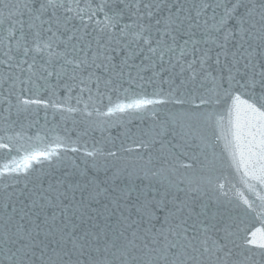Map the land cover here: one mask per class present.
<instances>
[{"label":"water","instance_id":"95a60500","mask_svg":"<svg viewBox=\"0 0 264 264\" xmlns=\"http://www.w3.org/2000/svg\"><path fill=\"white\" fill-rule=\"evenodd\" d=\"M262 5L0 0V264H264Z\"/></svg>","mask_w":264,"mask_h":264},{"label":"snow or ice","instance_id":"6c2138e0","mask_svg":"<svg viewBox=\"0 0 264 264\" xmlns=\"http://www.w3.org/2000/svg\"><path fill=\"white\" fill-rule=\"evenodd\" d=\"M209 5L205 4V7H208ZM264 7V5H262ZM231 13H229L230 15ZM159 23V21H157ZM155 51V50H153ZM262 76H264V73H261ZM255 87V83L252 85ZM261 86L264 87V81L261 82ZM237 100H240L239 97H236ZM264 99V97H262ZM153 101H141L138 102L135 105H132L130 107H141L142 105L151 104ZM241 103L244 105L245 109L253 114L259 115L261 117L260 123L254 124L252 122H249L247 125L246 130L238 128L237 131V138H246V142L243 145L244 148H246L248 160L251 161V158L257 157L259 161L262 162L260 167V172L264 173V112H259V110L255 107V105L248 103L247 101H241ZM122 110V109H120ZM255 129V130H254ZM242 161L244 159V153H241ZM260 179L264 181V174L261 175ZM260 247H264V244H261Z\"/></svg>","mask_w":264,"mask_h":264}]
</instances>
